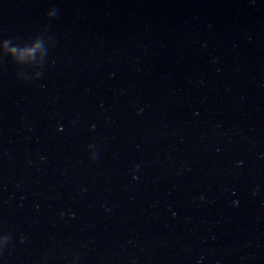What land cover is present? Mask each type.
<instances>
[{
	"label": "water",
	"instance_id": "95a60500",
	"mask_svg": "<svg viewBox=\"0 0 264 264\" xmlns=\"http://www.w3.org/2000/svg\"><path fill=\"white\" fill-rule=\"evenodd\" d=\"M0 264H264V0H0Z\"/></svg>",
	"mask_w": 264,
	"mask_h": 264
},
{
	"label": "clouds",
	"instance_id": "9594fccd",
	"mask_svg": "<svg viewBox=\"0 0 264 264\" xmlns=\"http://www.w3.org/2000/svg\"><path fill=\"white\" fill-rule=\"evenodd\" d=\"M56 15H57V10L55 9V12H54V18L56 17ZM6 237H7L8 239H10L9 236L6 235Z\"/></svg>",
	"mask_w": 264,
	"mask_h": 264
}]
</instances>
